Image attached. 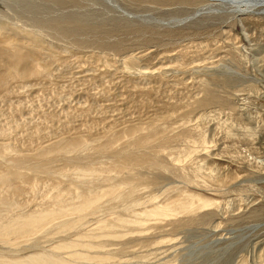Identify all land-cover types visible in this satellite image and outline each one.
<instances>
[{
	"label": "rangeland",
	"instance_id": "obj_1",
	"mask_svg": "<svg viewBox=\"0 0 264 264\" xmlns=\"http://www.w3.org/2000/svg\"><path fill=\"white\" fill-rule=\"evenodd\" d=\"M207 3L0 0V75L8 80L0 84V170L22 160L21 179L5 190L16 206L7 204L0 220L49 210L59 196L68 208L102 194L81 216L1 237L0 255L264 264V13H221ZM17 50L45 69L11 72L8 54ZM72 138L86 145L58 150ZM122 181V195L103 193ZM167 201L189 206L166 219L123 220Z\"/></svg>",
	"mask_w": 264,
	"mask_h": 264
},
{
	"label": "bare ground",
	"instance_id": "obj_2",
	"mask_svg": "<svg viewBox=\"0 0 264 264\" xmlns=\"http://www.w3.org/2000/svg\"><path fill=\"white\" fill-rule=\"evenodd\" d=\"M209 7H207L206 9L208 10H211V11H219L221 13H223L222 11L226 10L228 12H231L232 13L234 12V14L238 13V14H246V13H249V12H252V11H255V10H260L264 13V0H209V3H207ZM214 5L217 6V8H215V10L213 9ZM213 6V7H212ZM215 6V7H216ZM218 6H221V7H218ZM223 8V9H222ZM228 12V13H229ZM226 13V12H224ZM221 15H219L220 17ZM224 16V15H223ZM228 16V15H227ZM223 19V17H221ZM219 19V18H218ZM3 27V26H2ZM0 28H1V24H0ZM4 28V27H3ZM11 58V69L13 70H10L11 72L12 71H15L17 72V74H20L22 75H32L33 73H38V72H42L43 69H45V67H41V63L38 62V61H35L34 58H32L29 54L23 52L21 50H17L15 52H13L12 54H8ZM30 62L29 66H27V63ZM23 63V67H20L19 68V65ZM33 65V67H31ZM22 66V65H21ZM6 76V75H5ZM5 76L4 75H0V84L3 83L5 80ZM8 81V80H7ZM184 122V121H183ZM5 131V130H4ZM3 142V141H2ZM110 143V141H109ZM7 144V143H6ZM84 144L83 141L80 139V138H72V139H69L65 144L63 145H60V147L58 148V150H61L62 152H70V150H74V149H80L81 147H83ZM8 145L6 148L3 147V153H6L7 152V149H8ZM85 148V147H84ZM56 149V148H55ZM61 152V153H62ZM68 152L66 154H68ZM1 153V152H0ZM22 153V152H21ZM71 153V152H70ZM4 155V154H3ZM20 155V153H19ZM22 156V155H21ZM4 158V157H3ZM20 161L22 160H13L11 163L10 166H8L9 168L6 170L7 167H5V169L3 170H0V212L4 209L6 210L8 208V206H13L14 205L16 206V204L13 205L12 201L11 200H15L14 198H10V194H8L7 196V193L6 190L7 189V186L11 189V185H12V180L14 178H20L21 176V171L20 169L22 170V168H18V166L20 165ZM40 162V161H39ZM74 162V161H73ZM48 163V162H47ZM45 165V166H44ZM3 167V168H4ZM82 167V166H81ZM34 168H42V169H46L47 168V164H36L34 166ZM87 168V167H85ZM88 170V169H87ZM84 171V170H83ZM61 174V173H59ZM64 174V173H63ZM61 174V175H63ZM89 174V173H88ZM65 175V174H64ZM83 175V174H82ZM85 175V174H84ZM93 180V179H91ZM92 182V181H91ZM123 182L122 181L121 183L118 184V187L115 185V187H113V189L110 188L109 191L107 192H103V193H114L116 190L119 191V196L122 195L123 193L121 192H124L122 189H121V186H124L123 185ZM16 184V183H14ZM129 184V183H128ZM129 186V185H127ZM19 187V186H18ZM18 187H12L14 193L16 194L18 191H19V188ZM76 187V186H75ZM88 187V186H87ZM37 188V187H36ZM115 188V189H114ZM118 188V189H117ZM126 188V187H125ZM9 189V191H10ZM77 189V188H76ZM6 190V191H5ZM21 190V189H20ZM79 190V189H78ZM77 190V191H78ZM105 190V189H104ZM122 190V191H121ZM91 191V190H90ZM90 191L88 190V192L90 193ZM12 192V190H11ZM10 192V193H11ZM29 192V191H28ZM126 192V191H125ZM24 193V192H22ZM80 193V192H79ZM92 193V191H91ZM87 194L85 195L84 194V198H80L82 199L80 202H78L77 204L76 203H73L71 205L68 206H65V204L63 205V202H64V199L63 197L59 196V198L57 197L56 202H55V205L53 206L52 205V208L49 209V210H45V211H41V212H36L34 209L35 212H30L26 215H20V216H16V218L12 219L13 217H15L14 215L12 216L11 219L8 218V220H12L10 222L6 221H1L0 220V238L2 237V239H6L7 240H10L11 238H18V237H25L26 238V235H33L34 232H38V229L40 227H43L44 224H50L51 221H53L54 219H56L58 216L60 215H66L68 214L69 212H74L75 214L78 213L80 216L90 210L91 206L94 205V203H96L100 196L102 194ZM127 193V192H126ZM13 194V192H12ZM108 194V195H109ZM125 194V193H124ZM62 195H63V192H62ZM156 195V194H155ZM20 196V195H19ZM80 196H82L80 194ZM124 196V195H123ZM153 197V194L150 195ZM76 197V196H75ZM125 197V196H124ZM53 198V197H52ZM55 198V197H54ZM174 198V197H172ZM176 198V197H175ZM179 198V197H178ZM183 198V197H182ZM101 199V198H100ZM124 199V198H123ZM148 199V198H147ZM155 199V198H154ZM170 199V198H169ZM184 199V198H183ZM53 200V201H55ZM146 200V199H145ZM150 200V199H149ZM180 200V199H179ZM185 200V199H184ZM207 200V199H206ZM206 200H203L200 198V203H202V205L204 206L205 204H208L209 201H206ZM73 201V200H72ZM72 201L70 203H72ZM151 201V200H150ZM163 201V199H162ZM172 201V200H171ZM191 201V200H190ZM197 201V200H196ZM16 202V201H15ZM67 202V201H66ZM152 202H154L152 200ZM160 202V200H159ZM184 203H181V204H173V203H170V202H163V203H158V202H155L153 204H151V208L149 209H146L144 208V210H147L145 211L142 215L141 213H135V216L132 218V219H124V221L127 222L126 225H128V222H135V223H142L144 220H147L148 218L151 219V216H153L155 218V216L157 217H162L164 216H167L169 214H174L176 213V211H179L180 209H182L184 207V209L188 208L187 206L189 205H184L186 201H182ZM189 202V200H188ZM193 202V201H191ZM8 204L7 208H4L6 207V205ZM10 204V205H9ZM191 204V203H190ZM197 204V203H196ZM132 205V204H131ZM147 206V205H146ZM11 207V208H13ZM47 207V206H46ZM194 207V206H193ZM191 207L190 210L193 208ZM196 207V206H195ZM10 207L8 208L9 210H6V213L8 211H10L11 209ZM135 209V208H134ZM3 210V211H4ZM23 210V209H22ZM37 210V209H36ZM41 210V209H40ZM39 210V211H40ZM143 211V210H142ZM175 211V212H174ZM186 211V210H185ZM182 212V211H181ZM184 212V211H183ZM5 213V211H4ZM10 213V212H9ZM186 213V212H185ZM18 215V214H17ZM0 216H1V213H0ZM70 216V215H68ZM11 217V215H10ZM127 217V216H126ZM178 217V216H177ZM64 218V217H63ZM120 218V217H119ZM119 218H116L117 221H120ZM147 218V219H146ZM171 218V217H170ZM4 219V218H3ZM7 219V218H6ZM166 219V218H165ZM122 220V219H121ZM122 220V221H123ZM123 221V222H124ZM55 222V221H54ZM53 222V223H54ZM159 222V221H158ZM74 223V222H73ZM73 223H71L70 221H66L63 225L66 227L67 225H72L71 227H73ZM114 223V222H113ZM160 223V222H159ZM48 224V225H49ZM132 224V223H131ZM130 224V225H131ZM144 224V223H143ZM125 225V226H126ZM107 226V225H106ZM113 226V225H112ZM140 226H142L140 224ZM46 227V225L44 226ZM108 227V226H107ZM74 228V227H73ZM112 228V227H111ZM142 228V227H141ZM45 229V228H44ZM137 229V228H136ZM41 230V228H40ZM113 232V231H112ZM108 234V233H107ZM116 234V233H115ZM120 234V233H119ZM122 234V233H121ZM109 235V234H108ZM125 235V234H124ZM84 236V234H83ZM88 236H89V233H88ZM98 236V235H97ZM120 236V235H119ZM30 237V236H28ZM118 237V236H117ZM123 237V236H122ZM79 238V237H78ZM12 239V240H14ZM28 239V238H27ZM35 239V238H34ZM18 240V239H17ZM33 240V239H32ZM11 241V240H10ZM77 240L73 241L74 243L78 244L80 241L78 239V241L76 242ZM13 243V242H12ZM21 243V241L19 242ZM39 243V242H38ZM72 243V241H71ZM85 243H89V242H85ZM91 244V243H90ZM93 244V243H92ZM91 244V245H92ZM12 245V244H11ZM16 245V244H15ZM18 245V244H17ZM30 245V244H29ZM67 245V244H66ZM79 245V244H78ZM81 245V244H80ZM9 246V245H8ZM65 247L64 244H60L59 246H57L56 248L58 247ZM68 246H71V245H68ZM72 246H74L72 244ZM76 246V245H75ZM82 246V245H81ZM88 248V246H86ZM94 247V246H93ZM17 248V247H16ZM70 248V247H69ZM50 253V252H49ZM84 253V252H83ZM6 254V253H5ZM69 257H72L73 259V262L70 260H68L67 258H64L62 257L61 258V255L60 257L56 256V254H48V253H35L33 252L32 255H29L27 257H16V256H5V255H0V264H90V263H87L86 262H77L75 261V257H78V259L80 257H85L86 256V252L85 254H82L80 252H76V251H72L69 253ZM7 255V254H6ZM101 255V254H100ZM25 256V255H24ZM99 256V255H98ZM103 256V255H102ZM100 256L102 259L103 257ZM107 255H105L106 257ZM99 257V258H100ZM104 259L107 261V257ZM87 258V257H86ZM89 258V257H88ZM87 258V260H88ZM97 258V257H95ZM101 259V260H102ZM102 260V261H105V260ZM165 260V259H164ZM83 261V260H82ZM110 262V261H109ZM145 263V262H144ZM103 264V263H102ZM106 264V263H105ZM117 264V263H116ZM126 264V263H125ZM143 264V263H142Z\"/></svg>",
	"mask_w": 264,
	"mask_h": 264
}]
</instances>
